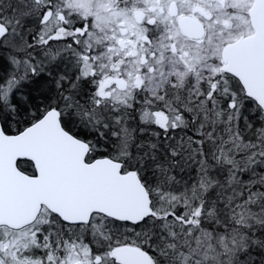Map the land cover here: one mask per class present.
<instances>
[{
  "label": "snow or ice",
  "instance_id": "obj_1",
  "mask_svg": "<svg viewBox=\"0 0 264 264\" xmlns=\"http://www.w3.org/2000/svg\"><path fill=\"white\" fill-rule=\"evenodd\" d=\"M0 264H264V0H0Z\"/></svg>",
  "mask_w": 264,
  "mask_h": 264
}]
</instances>
